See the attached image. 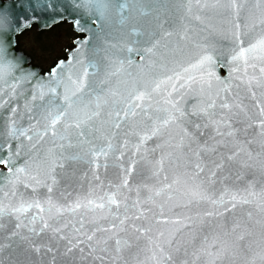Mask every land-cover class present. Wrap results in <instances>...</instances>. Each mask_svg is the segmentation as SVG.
<instances>
[{
	"label": "snow or ice",
	"instance_id": "snow-or-ice-1",
	"mask_svg": "<svg viewBox=\"0 0 264 264\" xmlns=\"http://www.w3.org/2000/svg\"><path fill=\"white\" fill-rule=\"evenodd\" d=\"M0 264H264V0H0Z\"/></svg>",
	"mask_w": 264,
	"mask_h": 264
},
{
	"label": "rangeland",
	"instance_id": "rangeland-1",
	"mask_svg": "<svg viewBox=\"0 0 264 264\" xmlns=\"http://www.w3.org/2000/svg\"><path fill=\"white\" fill-rule=\"evenodd\" d=\"M66 26L58 24L55 28L49 30V33L43 34L44 37L37 38V28L33 27L32 32H25L20 41L22 46L33 56V62L43 68H47L53 59L63 54L64 48L70 43L72 37L65 39Z\"/></svg>",
	"mask_w": 264,
	"mask_h": 264
},
{
	"label": "trees",
	"instance_id": "trees-1",
	"mask_svg": "<svg viewBox=\"0 0 264 264\" xmlns=\"http://www.w3.org/2000/svg\"><path fill=\"white\" fill-rule=\"evenodd\" d=\"M63 25L66 26V29H65L66 31L64 32L65 35L63 36V38H65V39H68V38H70V37L73 38L74 35H77V33H74L71 24H68V23L64 22V23H61V26H63ZM54 28H55V27H54ZM29 32H32V30H30ZM47 33H49V30H48V31H38V32L36 33V34H37V38H39V40H40L41 38L44 37L43 34H47ZM21 47H23V46H22V43H21Z\"/></svg>",
	"mask_w": 264,
	"mask_h": 264
},
{
	"label": "water",
	"instance_id": "water-1",
	"mask_svg": "<svg viewBox=\"0 0 264 264\" xmlns=\"http://www.w3.org/2000/svg\"><path fill=\"white\" fill-rule=\"evenodd\" d=\"M66 22H67V21H66ZM63 23H64V22H63ZM67 23H70V22H67ZM70 24H71V23H70ZM33 27H36V28H37V26H33ZM33 27H32V28H33ZM37 30L40 31L38 28H37ZM77 34H78V33H77ZM221 74L223 75L224 72L222 71Z\"/></svg>",
	"mask_w": 264,
	"mask_h": 264
}]
</instances>
